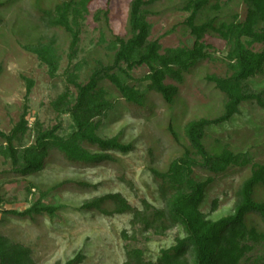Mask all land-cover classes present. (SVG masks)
<instances>
[{"label":"rangeland","instance_id":"374dc122","mask_svg":"<svg viewBox=\"0 0 264 264\" xmlns=\"http://www.w3.org/2000/svg\"><path fill=\"white\" fill-rule=\"evenodd\" d=\"M58 1L61 0H0V131L11 134L27 105L29 128L15 141L19 148L35 144L38 129H51L58 124L62 125L59 134L69 137L75 130L71 115L60 116L53 107V102L67 88L76 95L75 88L67 82L68 72H75L81 65V70L76 72L79 80L87 83L97 60L105 64L112 62L114 55L108 49L109 42L115 36L131 37L129 18L133 0H111L109 4L108 0H94L92 10L81 20L80 42L71 58L69 35L47 27L40 18L41 9H50ZM187 1L159 0L147 7L150 11L148 22L152 25L149 40H159L162 53L168 48H192L195 43V37L185 24L191 13L182 10ZM222 2L220 13L205 11L199 15L198 23L215 15L231 21L238 14L245 20L244 0ZM107 10L110 11L108 19L104 16ZM51 39L55 40L61 56L56 77H52L49 67L28 50ZM205 42L213 58L186 75L173 106L162 96L150 93L146 107L128 108L114 85L108 81L101 83L116 106L101 120L98 135L103 139L120 136L125 144L134 146L127 154L113 152L116 162L83 166L69 163L57 151H51L42 171L22 177L13 172L12 162L0 154V195L5 200V211L23 212L41 198L46 205L62 207L54 216L45 213L22 219L1 214L0 234L32 248L37 264H65L81 252L86 256L83 264H124L127 250L132 249L144 251L147 261H155L160 251L180 236L178 228L159 236L144 232L140 224L132 225L131 214L105 216L80 209L88 201L116 193L122 194L137 209H142L145 200L161 207L150 169L166 171L170 162L183 151L169 126L174 125L183 139L187 123L201 118L215 119L223 114L225 97L207 77L233 74L227 61L230 46L225 40L209 35ZM262 48V45L253 47L255 51ZM149 71L147 66L134 69L129 82L145 89L148 83L142 79ZM26 79L35 82L28 100ZM166 83L175 84L171 79ZM247 84L251 93H264V74ZM4 142L0 138V146ZM205 145L210 150L228 145L235 152L248 153L253 163L264 164V109L253 101L243 103L240 113L229 122L208 129ZM251 174V166L231 167L217 176L208 188L203 212L213 219L230 214L237 189ZM195 176L202 180L207 175L197 170ZM66 182L65 186L53 190ZM258 193L264 198V188ZM215 200L219 201L218 210L212 212ZM249 256L252 258L250 264L257 258H261L258 264L264 263V246H257Z\"/></svg>","mask_w":264,"mask_h":264},{"label":"trees","instance_id":"16d2710c","mask_svg":"<svg viewBox=\"0 0 264 264\" xmlns=\"http://www.w3.org/2000/svg\"><path fill=\"white\" fill-rule=\"evenodd\" d=\"M157 1H132L129 18L131 37L115 36L109 42L108 49L114 55L112 62L105 64L97 60L87 83L79 80L77 72L81 65L75 68V72H68L67 82L75 88L76 95L67 88L53 102V107L60 116L71 115L75 130L69 137L59 134L62 125L58 124L51 129H38L35 144L17 147L15 141L29 128V108L26 105L21 121L11 134L0 131V138L5 141L0 146V154L12 162L13 172L22 177L42 171L51 151H57L69 163L83 166L116 162L113 152L127 154L134 146L125 144L120 136L103 139L98 135L101 120L108 117L116 106L101 83L108 81L114 85L128 108L146 107L150 93L162 96L169 106H173L186 75L205 60L213 58L205 37H219L230 46L227 61L233 74L229 77L209 75L207 80L225 97L223 114L215 119L201 118L187 123L183 139L174 125L169 126L171 135L183 151L170 162L166 171L150 169L161 207L145 200L142 209H137L122 194L116 193L88 201L80 211L105 216L131 214L132 225L140 224L144 232L159 236L175 228L181 231L171 246L160 251L155 261H147L144 251L132 249L127 250L124 264H250L252 258L249 254L257 246H264V228L260 227H264V198H260L258 193L264 188V164L253 163L248 153L235 152L228 145L210 150L205 145V138L209 128L226 124L239 114L245 102H256L264 109V93H251L247 84L259 74H264V0H244L247 8L245 20H241L238 14L231 21L215 15L200 23L201 13H220L223 0H188L182 10L191 13L185 24L195 37V43L192 48H168L164 53L159 40H149L152 25L148 22L150 11L147 7ZM93 3L94 0H61L50 9H41V21L47 27L63 30L72 39L71 58L80 42L81 20L90 13ZM109 12L107 10L104 14L107 19ZM255 45H262V50L255 51ZM28 50L49 67L52 77L57 76L61 56L54 39L28 47ZM142 66L150 69L142 79L148 83L145 89L129 82L133 79L132 71ZM168 79L175 84H167ZM26 81L28 100L35 82L32 79ZM249 166L252 174L237 189L232 212L218 219L203 212L208 188L215 178L231 167ZM197 170L207 176L198 179L195 176ZM66 184L62 183L53 190ZM4 203L0 195V215L22 219L45 213L54 216L62 208L46 205L43 198L23 212L5 211ZM218 203V200L213 202L212 212L218 210ZM85 258L81 252L65 264H83ZM257 259L252 264L260 263L261 258ZM0 264L37 263L32 248L0 234Z\"/></svg>","mask_w":264,"mask_h":264}]
</instances>
